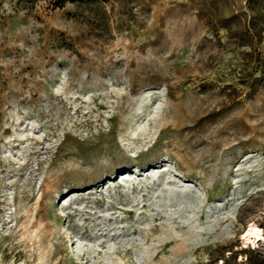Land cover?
<instances>
[{
	"label": "rangeland",
	"instance_id": "rangeland-1",
	"mask_svg": "<svg viewBox=\"0 0 264 264\" xmlns=\"http://www.w3.org/2000/svg\"><path fill=\"white\" fill-rule=\"evenodd\" d=\"M0 264H264V0H0Z\"/></svg>",
	"mask_w": 264,
	"mask_h": 264
},
{
	"label": "trees",
	"instance_id": "trees-1",
	"mask_svg": "<svg viewBox=\"0 0 264 264\" xmlns=\"http://www.w3.org/2000/svg\"><path fill=\"white\" fill-rule=\"evenodd\" d=\"M84 0H54V4L56 6H63L65 3H77V2H82Z\"/></svg>",
	"mask_w": 264,
	"mask_h": 264
}]
</instances>
